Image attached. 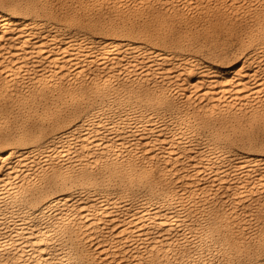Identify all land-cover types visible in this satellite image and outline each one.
I'll return each mask as SVG.
<instances>
[{"label": "bare ground", "instance_id": "bare-ground-1", "mask_svg": "<svg viewBox=\"0 0 264 264\" xmlns=\"http://www.w3.org/2000/svg\"><path fill=\"white\" fill-rule=\"evenodd\" d=\"M0 264H264V0L0 1Z\"/></svg>", "mask_w": 264, "mask_h": 264}, {"label": "rangeland", "instance_id": "rangeland-1", "mask_svg": "<svg viewBox=\"0 0 264 264\" xmlns=\"http://www.w3.org/2000/svg\"><path fill=\"white\" fill-rule=\"evenodd\" d=\"M0 1H8V2H11V0H0ZM177 24H179V25H177L176 24V26H177V28H178V26H180V24L181 25H183L184 23H182L181 21H179V22H176ZM180 27H182V26H180ZM179 27V28H180ZM156 46H158V45H156ZM187 49V50H186ZM181 55H184V56H189V57H192V58H194V59H196V58H204V56L206 57V55H204L205 53L203 52V53H201L200 51H199V53L198 54H196L198 51H196V50H194V49H192V48H190L188 45H182V46H180L179 47V49L177 50ZM205 51V50H204ZM184 52H186L185 54H184ZM196 52V53H195ZM193 53V54H192ZM201 54V56H199ZM202 55H203V57H202ZM198 56V57H197ZM257 129V132H261V129H259V128H252V130H253V133L254 132H256L255 130ZM256 132V133H257ZM258 133V135H260V134H262V133H260L259 134Z\"/></svg>", "mask_w": 264, "mask_h": 264}]
</instances>
